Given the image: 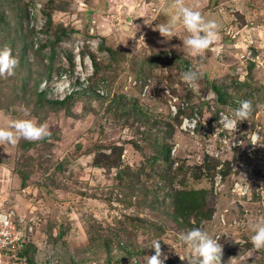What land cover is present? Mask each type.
<instances>
[{"label":"rangeland","instance_id":"obj_1","mask_svg":"<svg viewBox=\"0 0 264 264\" xmlns=\"http://www.w3.org/2000/svg\"><path fill=\"white\" fill-rule=\"evenodd\" d=\"M36 2L47 38L37 39L31 24ZM171 4L0 0V47L19 61L14 75L0 78V127L29 118L51 133L0 146V209L14 210L29 235L27 258L14 264H144L154 240L165 264H187L191 252L179 234L191 228L219 238L221 264H264L249 229L264 217V0H185L218 25L217 41L200 56L174 47L187 34L182 25L168 41L155 30L174 13ZM189 69L201 74L198 93L182 79ZM74 89L65 105L39 103L40 91L56 101ZM242 99L253 110L227 129L220 118ZM134 107L147 123L126 118L123 109ZM163 143L169 160L159 154L164 164L148 162ZM99 146L113 164H96ZM126 166L140 171L135 193L118 177ZM217 173L223 182L214 188ZM177 189L205 190L212 216L174 217Z\"/></svg>","mask_w":264,"mask_h":264},{"label":"clouds","instance_id":"obj_2","mask_svg":"<svg viewBox=\"0 0 264 264\" xmlns=\"http://www.w3.org/2000/svg\"><path fill=\"white\" fill-rule=\"evenodd\" d=\"M171 6L174 13L167 23L156 27L166 41L174 36V30L178 24L182 25L186 35L181 40V45L174 46L176 50L183 47L191 55L200 56L218 39V25L214 20L207 19L196 7L185 4V0H172ZM19 61L13 56L9 46L0 47V78H7L15 74ZM201 74L195 70H186L182 73L183 81L191 87L194 93H198L197 82ZM237 107L231 115H222L220 123L227 129L237 128L238 123L247 121L252 110L251 100H238ZM28 116L27 109L24 110ZM50 131L46 123H40L34 119L17 118L12 120L7 126L0 127V146L4 144L16 145L19 140L39 141L50 136ZM255 139V138H254ZM0 222L6 223V217L0 216ZM249 229L252 232L250 242L257 250L264 249V217H260L254 222H249ZM219 238L211 237L201 228H191L179 234V240L190 249L191 255L183 259L187 264H221L222 245L218 243ZM153 255H147L144 264H165L168 259L161 250L159 240L152 242ZM132 264V262H131Z\"/></svg>","mask_w":264,"mask_h":264},{"label":"trees","instance_id":"obj_3","mask_svg":"<svg viewBox=\"0 0 264 264\" xmlns=\"http://www.w3.org/2000/svg\"><path fill=\"white\" fill-rule=\"evenodd\" d=\"M32 31V30H31ZM60 39V37H58ZM102 48H104V45L102 46ZM107 48V47H105ZM108 50L111 52L112 54V58L116 59L115 57V50H113L111 47H108ZM96 63V62H95ZM91 91V90H90ZM217 91L221 94L222 98L221 99H224L223 98V93L221 91H219L217 89ZM80 91H78L77 89H74L71 93H69L66 97H64L63 99H60V100H56V101H45L44 100V91H40L39 92V96H40V99H39V103H42V102H52L54 104H57V105H65L67 103V101L71 98H73L74 96H76V93H78ZM92 94H96L97 96H99V94H97L96 92L92 91ZM137 107H134V110L131 112H127L126 109H123V113L124 115H126V118H130V113H133L135 115V117H138V120H140V122L142 121L143 123H147V120L145 119L146 115L144 114V112L141 110V109H135ZM156 122H158L156 120ZM156 123L153 124V126H155ZM148 128V125L147 127ZM142 135H144V137L142 139H148L149 137V133L147 131H142ZM29 145H32V143H28V145L26 146H29ZM137 147H139L138 145H135ZM99 152L98 153V157H97V161H96V164L99 163V161L102 160H106L107 161V164H108V161L110 160L113 164L114 161L112 160V156L108 153V151L106 150V147H101L99 146ZM120 151H122L120 149ZM170 152V149H169V146L167 147L166 146V143H163V144H160L157 146V149L155 151V153H153L154 155L152 157H149L148 159V162L152 163V164H156L158 166H161V164H164L161 162V159H159V154H163V157L165 160L162 159L163 162H167V160H169V154ZM210 159V157L208 158V160ZM146 163V165H150V163ZM206 165H207V170H210L212 168H215L216 164H211L210 161L207 162V160L205 161ZM106 164V165H107ZM118 165V164H117ZM111 166V165H109ZM114 166V165H113ZM120 166V165H119ZM118 166V168H119ZM181 168V167H180ZM172 170V168H171ZM140 173V171L138 172H135L133 173L132 170H131V167L130 166H126L124 168H121L119 170V173H118V177L120 178L121 181L124 180L123 177H126V179L124 180V182L122 183V185L125 183L126 186L130 189H132V191L130 193H135L136 191H138L139 188L135 187V183L133 182V177L134 176H138V174ZM227 174V172H226ZM205 193L206 191L205 190H194V189H177L176 190V201L174 202V211H175V214L173 215L174 217L176 218H182V217H187L191 212H196V213H201L202 214V217L204 218H207L209 219L210 216H212V212L211 211H204V204L206 202V198H205ZM197 210V211H195ZM101 237V236H99ZM93 240L96 239V237H92ZM23 249H21L22 251ZM25 250H23L22 252H20L19 254H21L22 256H24V258H27V255H26V252H24Z\"/></svg>","mask_w":264,"mask_h":264},{"label":"built area","instance_id":"obj_4","mask_svg":"<svg viewBox=\"0 0 264 264\" xmlns=\"http://www.w3.org/2000/svg\"><path fill=\"white\" fill-rule=\"evenodd\" d=\"M44 7L41 2L29 8L30 20L33 26L36 25L37 39L47 38L45 27L47 16L43 12ZM223 182L221 173L215 177L214 188H218ZM237 188L241 186L239 182L234 184ZM246 195V191L242 193ZM0 216L6 217L7 222H0V264H14V261L24 259L20 253L21 249L29 241V235L17 224V213L14 210L0 209Z\"/></svg>","mask_w":264,"mask_h":264}]
</instances>
